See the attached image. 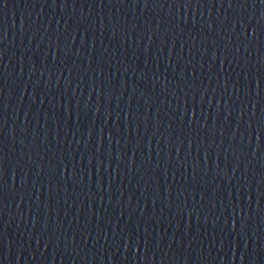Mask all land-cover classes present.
I'll list each match as a JSON object with an SVG mask.
<instances>
[{
	"label": "water",
	"instance_id": "obj_1",
	"mask_svg": "<svg viewBox=\"0 0 264 264\" xmlns=\"http://www.w3.org/2000/svg\"><path fill=\"white\" fill-rule=\"evenodd\" d=\"M0 264H264V0H0Z\"/></svg>",
	"mask_w": 264,
	"mask_h": 264
}]
</instances>
